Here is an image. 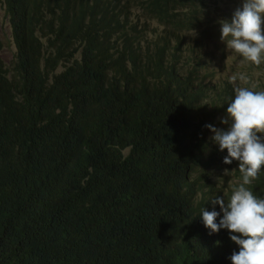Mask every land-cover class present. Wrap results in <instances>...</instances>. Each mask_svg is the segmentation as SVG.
Segmentation results:
<instances>
[{"label":"trees","instance_id":"1","mask_svg":"<svg viewBox=\"0 0 264 264\" xmlns=\"http://www.w3.org/2000/svg\"><path fill=\"white\" fill-rule=\"evenodd\" d=\"M0 1V264H232L199 220L234 188L183 138L207 90L179 58L197 0Z\"/></svg>","mask_w":264,"mask_h":264},{"label":"clouds","instance_id":"2","mask_svg":"<svg viewBox=\"0 0 264 264\" xmlns=\"http://www.w3.org/2000/svg\"><path fill=\"white\" fill-rule=\"evenodd\" d=\"M179 10L185 37L179 58L194 70L199 61L213 55V49L208 50L204 45L195 48L200 38L210 39L222 56L234 51L242 61H251L257 66L264 62V0H197L187 2ZM204 22L211 23L212 27L205 29ZM191 25L197 27L188 30ZM189 36L193 43L186 47L183 44ZM238 79L247 82L248 78L240 74ZM236 81L237 76L231 77L230 82L235 84ZM227 87L231 102L226 113L225 94L220 89ZM205 88V96L189 102L200 113L187 129L184 145H196L203 153L205 164L199 171L207 169L205 182L212 183L219 178L220 170L221 182L234 189L227 202L224 197L212 201L220 205L223 213L219 223L216 221L221 213L205 208L199 221L213 233L211 241L216 245L220 243L221 249L232 254V264H264V195L261 192L264 186V88L251 85H205ZM235 170L240 174L231 176L229 173ZM233 179L238 184L231 185ZM221 229L228 230L230 239Z\"/></svg>","mask_w":264,"mask_h":264},{"label":"rangeland","instance_id":"3","mask_svg":"<svg viewBox=\"0 0 264 264\" xmlns=\"http://www.w3.org/2000/svg\"><path fill=\"white\" fill-rule=\"evenodd\" d=\"M149 22L150 19H147ZM203 25L205 29H210L212 24L209 22H204ZM0 39L3 43V49L0 52L2 59H5L7 62L13 61L16 53V47L12 36V29L8 16L5 11L3 2L0 1ZM191 36L186 38L184 46L193 43L190 41ZM208 48V50L213 49L212 56H208L206 60H202L205 64V72L203 74L208 75L216 85H224L225 81H229L231 77L237 76V81L234 85H259L261 79L264 75V66L261 67L255 65L251 61H242L234 51L225 52L222 56L219 48L212 46L210 39L200 38L198 43L195 44V48L199 49L200 47ZM192 46V44H190ZM194 55L195 53H191ZM7 64V63H6ZM9 64V63H8ZM7 64V65H8ZM243 74L248 79L247 82L240 81L238 79L239 75ZM232 83V82H231Z\"/></svg>","mask_w":264,"mask_h":264},{"label":"bare ground","instance_id":"4","mask_svg":"<svg viewBox=\"0 0 264 264\" xmlns=\"http://www.w3.org/2000/svg\"><path fill=\"white\" fill-rule=\"evenodd\" d=\"M205 64L206 63H204L203 61H199L198 64L195 65V67H197V71L199 72V74H203V72H205ZM263 66H264V62L261 63V67H263ZM205 76H206V85H216V83H214L208 75L205 74ZM227 83H229L230 85H234L233 83H231L229 81H225L224 85H226ZM261 83H264V75L261 79ZM227 107L228 106H226V113H227ZM230 124H231V121L229 120L228 126H230ZM218 173H221V171L219 170Z\"/></svg>","mask_w":264,"mask_h":264}]
</instances>
